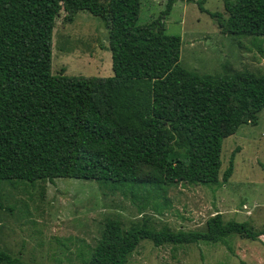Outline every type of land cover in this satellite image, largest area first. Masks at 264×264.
Segmentation results:
<instances>
[{
    "label": "trees",
    "instance_id": "obj_1",
    "mask_svg": "<svg viewBox=\"0 0 264 264\" xmlns=\"http://www.w3.org/2000/svg\"><path fill=\"white\" fill-rule=\"evenodd\" d=\"M165 11L137 25L140 0H0V182L94 181L112 192L159 195L179 184L220 187L234 171L231 154L220 178L223 140L257 126L264 110V73L199 75L179 65L181 38L167 35ZM226 33L250 38L263 52L264 0H224ZM61 12L102 20L113 76L51 75L52 33ZM264 169V166H262ZM256 241L264 228L210 217L202 231L159 230L108 220L83 264H127L139 243L155 247ZM0 264H23L0 252Z\"/></svg>",
    "mask_w": 264,
    "mask_h": 264
},
{
    "label": "rangeland",
    "instance_id": "obj_2",
    "mask_svg": "<svg viewBox=\"0 0 264 264\" xmlns=\"http://www.w3.org/2000/svg\"><path fill=\"white\" fill-rule=\"evenodd\" d=\"M224 0H174L162 21L164 32L181 38L179 65L199 75L224 76L248 71L264 73L260 53L250 38L220 29L209 13L225 18ZM167 0H140L137 25L156 20ZM264 40V37L260 38ZM51 75L106 78L113 76L108 32L102 20L78 12L72 23L61 12L52 33ZM234 171L220 187L179 184L149 195L107 190L94 181L56 179L0 182V252L23 264H83L108 220L124 230L147 221L152 229L202 231L216 213L225 222H247L264 228V110L257 126L242 125L221 147L220 178L231 154ZM127 264H264V236L256 241L231 236L224 243L164 245L139 243Z\"/></svg>",
    "mask_w": 264,
    "mask_h": 264
}]
</instances>
